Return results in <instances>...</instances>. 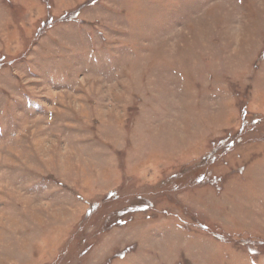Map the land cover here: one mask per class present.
I'll use <instances>...</instances> for the list:
<instances>
[{"label":"rangeland","instance_id":"rangeland-1","mask_svg":"<svg viewBox=\"0 0 264 264\" xmlns=\"http://www.w3.org/2000/svg\"><path fill=\"white\" fill-rule=\"evenodd\" d=\"M0 264H264V0H0Z\"/></svg>","mask_w":264,"mask_h":264}]
</instances>
